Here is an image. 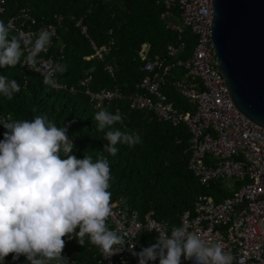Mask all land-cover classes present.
I'll return each instance as SVG.
<instances>
[{"label": "trees", "instance_id": "trees-1", "mask_svg": "<svg viewBox=\"0 0 264 264\" xmlns=\"http://www.w3.org/2000/svg\"><path fill=\"white\" fill-rule=\"evenodd\" d=\"M2 1L6 12L0 13V21L6 27L22 10L31 11L38 28L54 24L56 16L64 18L63 28L58 30L50 54L66 68L64 73L57 72L56 81L76 86L78 92L57 91L45 85L44 77L23 65L22 55L15 67L0 68V75L15 79L21 88L10 101L0 95V119L31 120L35 115L44 114L56 126H66L74 145L72 154L78 159H83L84 155L92 156L93 161L98 155L107 158L111 205L123 201L142 215L154 210L160 220L172 227L180 226L185 211L194 212L199 198L211 197L220 203L234 196L228 183L202 187L189 171L190 133L185 126L173 127L151 112L134 110L128 100L107 103L105 109L112 114L118 110L123 118L122 123L112 126L114 129L137 133L140 142L131 147L117 144L115 156L103 152L108 144L105 132L109 129L97 131L98 122L93 117L102 109L92 105L81 82L89 81L95 91L118 87L128 96L137 91L136 85L144 76V63L139 56L142 44H150L152 54L162 56L166 55L168 45H184L179 57L183 60L194 50L196 37L189 31L180 43L178 35L167 30L162 20L166 7L158 5L159 0H0V9ZM82 20L92 39L86 38L78 28ZM13 35L18 34L10 31L9 38ZM91 40L110 47L104 61L85 59L95 54ZM108 65L115 68L114 78L106 71ZM182 74L183 71L175 70L171 80L181 78ZM164 90L177 108L193 111V106L172 85ZM4 131L0 125V140H3ZM240 187L237 184L235 189ZM156 237V234L144 233L135 252L154 244ZM64 239L63 257L75 260L76 264H101L99 250L87 239L83 247L75 239ZM132 258L138 262L135 256ZM183 260L182 257L181 262ZM3 264H28V261L24 256L13 261V254H9ZM153 264H159V261Z\"/></svg>", "mask_w": 264, "mask_h": 264}, {"label": "built area", "instance_id": "built-area-1", "mask_svg": "<svg viewBox=\"0 0 264 264\" xmlns=\"http://www.w3.org/2000/svg\"><path fill=\"white\" fill-rule=\"evenodd\" d=\"M158 5L166 7L162 20L168 31L178 35L181 43L183 35L190 32L196 37L192 55L180 59L184 45L170 44L166 55L152 54L151 45L142 44L139 51L143 61L144 76L136 85L137 91L124 95L118 87L93 90L89 81H82L85 94L97 109L105 110V105L119 100H128L134 110L151 112L162 122L173 127L185 126L190 133L189 171L202 187L218 182L228 183L234 193L218 203L211 197H201L195 203L194 212L185 211L180 219L189 232H197L208 243L219 242L224 251L235 258L234 264H264V128L244 117L230 98L226 80L218 70V56L213 43L212 23L215 18L214 0H159ZM1 14L6 12L5 2L1 3ZM63 17H55V23L38 28V22L29 10H22L12 17L7 27L18 35H31L33 41L40 30L54 33L46 51L37 56V65L29 69L25 64L27 51L24 50L23 65L42 77L46 74L40 61L58 64L50 54L51 46L63 28ZM86 38L92 39L84 20L80 21ZM95 54L85 57L91 61H104L109 46L98 45L91 40ZM23 50V49H22ZM39 69V71H37ZM175 70L183 71L181 78L172 79ZM112 78L115 68L106 67ZM57 91L78 92L76 86L56 81ZM173 88L193 106V111H183L170 100L165 88ZM191 110V109H190ZM241 187L236 190V185ZM112 206L113 214L107 221L110 230L122 235L125 241L135 245L144 233L158 235L159 231L171 232L172 225L157 217L154 210L141 214L130 209L123 201ZM115 256L101 264H138L129 252V245ZM122 247V246H118ZM63 256V255H62ZM68 259V258H67ZM69 264H76V261ZM55 263V262H54ZM181 264H196L194 260H183Z\"/></svg>", "mask_w": 264, "mask_h": 264}, {"label": "clouds", "instance_id": "clouds-1", "mask_svg": "<svg viewBox=\"0 0 264 264\" xmlns=\"http://www.w3.org/2000/svg\"><path fill=\"white\" fill-rule=\"evenodd\" d=\"M9 33L10 28L0 21V68L15 67L24 50L25 64L35 68L37 56L47 50L54 34L42 29L33 41L31 35L9 38ZM40 63L46 71L43 83L56 87L54 74L64 73L66 68L50 60ZM20 90L15 79L0 75V95L10 101ZM93 118L98 122L97 131L109 129L103 152L115 156L117 144L131 147L140 142L137 133L112 127L123 121L118 110L116 114L101 110ZM0 125L5 129L0 140V264L9 254L13 261L24 256L28 264H69L62 256L65 237L75 239L81 247L87 239L105 259L120 253L128 243L107 226L113 214L107 158L98 155L93 161L92 156L84 155L78 159L72 154L74 145L67 127L56 126L44 114L31 120L0 119ZM134 248L129 245L138 264L157 260L159 264H181L182 257L196 264H234L235 260L221 243L210 244L183 225L173 226L170 234L159 231L156 242L139 252Z\"/></svg>", "mask_w": 264, "mask_h": 264}, {"label": "water", "instance_id": "water-1", "mask_svg": "<svg viewBox=\"0 0 264 264\" xmlns=\"http://www.w3.org/2000/svg\"><path fill=\"white\" fill-rule=\"evenodd\" d=\"M218 70L234 107L264 128V0H214Z\"/></svg>", "mask_w": 264, "mask_h": 264}]
</instances>
